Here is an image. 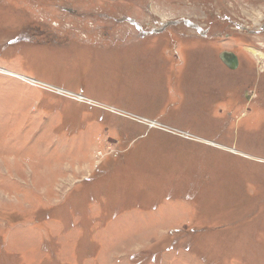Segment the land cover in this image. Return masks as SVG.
I'll use <instances>...</instances> for the list:
<instances>
[{
    "label": "rangeland",
    "instance_id": "rangeland-1",
    "mask_svg": "<svg viewBox=\"0 0 264 264\" xmlns=\"http://www.w3.org/2000/svg\"><path fill=\"white\" fill-rule=\"evenodd\" d=\"M256 52L264 0H0V264H264Z\"/></svg>",
    "mask_w": 264,
    "mask_h": 264
},
{
    "label": "water",
    "instance_id": "water-1",
    "mask_svg": "<svg viewBox=\"0 0 264 264\" xmlns=\"http://www.w3.org/2000/svg\"><path fill=\"white\" fill-rule=\"evenodd\" d=\"M221 61L231 70H235L238 67V60L232 53H222Z\"/></svg>",
    "mask_w": 264,
    "mask_h": 264
},
{
    "label": "bare ground",
    "instance_id": "bare-ground-1",
    "mask_svg": "<svg viewBox=\"0 0 264 264\" xmlns=\"http://www.w3.org/2000/svg\"><path fill=\"white\" fill-rule=\"evenodd\" d=\"M167 34H168V33H167ZM163 37H165V35H160V36L157 37V39H158V38H163ZM155 38H156V37H155ZM155 38H153V39H155ZM151 39H152V38H151ZM208 42H209V41H203V40H199V41H195V40H194V41H190V40H188V41H187V43H193V44H198V43H199V44H202V43H208ZM255 54H256V56H258V57L260 56V57L264 58L263 54L260 53V52H256ZM154 125H155V124H154Z\"/></svg>",
    "mask_w": 264,
    "mask_h": 264
},
{
    "label": "flooded vegetation",
    "instance_id": "flooded-vegetation-1",
    "mask_svg": "<svg viewBox=\"0 0 264 264\" xmlns=\"http://www.w3.org/2000/svg\"><path fill=\"white\" fill-rule=\"evenodd\" d=\"M182 38H184V39H185V36H182ZM188 39L190 40V39H193V38H190V37H188Z\"/></svg>",
    "mask_w": 264,
    "mask_h": 264
},
{
    "label": "crops",
    "instance_id": "crops-1",
    "mask_svg": "<svg viewBox=\"0 0 264 264\" xmlns=\"http://www.w3.org/2000/svg\"><path fill=\"white\" fill-rule=\"evenodd\" d=\"M203 168V166H201Z\"/></svg>",
    "mask_w": 264,
    "mask_h": 264
},
{
    "label": "built area",
    "instance_id": "built-area-1",
    "mask_svg": "<svg viewBox=\"0 0 264 264\" xmlns=\"http://www.w3.org/2000/svg\"><path fill=\"white\" fill-rule=\"evenodd\" d=\"M83 99V98H82Z\"/></svg>",
    "mask_w": 264,
    "mask_h": 264
}]
</instances>
